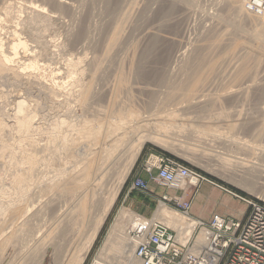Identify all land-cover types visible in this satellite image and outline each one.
<instances>
[{
	"label": "bare ground",
	"instance_id": "6f19581e",
	"mask_svg": "<svg viewBox=\"0 0 264 264\" xmlns=\"http://www.w3.org/2000/svg\"><path fill=\"white\" fill-rule=\"evenodd\" d=\"M249 1L250 0H226V4L224 5V8L223 9L220 8V9H222L223 11L227 10L230 17L227 18L226 15H225L226 17H224L223 13L221 14V12H218L215 15L220 19V22L218 23L221 24L222 22L223 23L222 26L230 23L229 26L232 25V29L234 27H236L237 30L240 29L241 23L240 22L236 23L238 21H235V19H237L238 16L239 18H241L240 16H242V14L243 15L245 13L248 14L249 11L251 13L253 12V10L248 9L249 10L248 11L247 8H245L246 3ZM254 1L255 2L257 1L259 3L261 0H254ZM154 5L157 6V12L155 13L157 15L155 16H156L157 22L159 21L158 28H160L162 25L164 26V22L169 15L171 16V14H174L175 12H178V11L184 12L183 13L184 15L182 14L184 17L181 18L182 19L181 22L185 23V21L188 20L187 17L190 16L191 11L193 10L192 0H0V34H4V35H1L3 36V38H0V44H8L7 55H6L7 57H5L2 54L0 55V75L6 72L8 77L12 79L13 81L19 82V83L22 82L23 84L27 85L25 86L26 89H32L31 85H34V84H32L30 79L33 80L34 78L32 77H35V76H32L33 74L31 75V73H29L30 70L27 71L30 75L28 73L27 75L24 72L22 73L21 71H19L20 65L19 63H17L18 65L14 63L15 61H19L25 66L29 64L35 65L37 62H41V60L46 62L47 60L46 58L52 57L55 54V50L52 48V44H63V45L67 44V45H72L71 47H79L80 45V46H83V48L84 47L89 48V49H92L93 51H96V50L103 51L102 48L105 47L104 46L105 44H108L107 46L109 48V46L114 42V40L115 42H117L116 40L119 39L121 36V34L119 35V32H121L120 30L121 27L127 25L130 22L132 23L135 17L138 18V16H144L145 11H152V8ZM261 10H264V9H261ZM256 14L258 15V13ZM174 15H178V14L175 13ZM96 16H98V19H99L98 21L96 20L97 18H95ZM215 16L212 15V16H209V18L214 19ZM9 17L16 19L15 24L12 23L13 25L12 24L9 25L7 23L6 20ZM263 18L264 17H261L257 21L258 27H259L258 29L260 31H264V21L262 20ZM94 19L96 22L94 21ZM169 20L171 19L169 18ZM135 21H137V19H135ZM142 23H144V21ZM133 24H134V21H133ZM134 26H137L139 28L138 25H134ZM140 28H139V31H140ZM221 28L222 27L220 28L216 27L215 29L216 31L214 32L215 36H213L214 35L213 33H210L209 36L210 37L213 36L211 37L212 41L214 43L218 42L222 48V45H223L222 42L226 41L225 39L226 37H224L225 35L223 34L227 35L226 32L229 31V27L227 29H222V30ZM240 30L243 31L242 29ZM156 32L153 34V36L156 35ZM260 33H263V32H260ZM260 33L259 35H261ZM56 34L58 35V37L59 35H61L60 37L62 39L60 41L58 40L59 42L57 41L58 37H56L57 36ZM254 35H253V38L248 36L249 39L250 38L252 40L254 39L256 40V43L260 42L259 44L260 45L262 44V46H260L262 49V50L260 49V52L261 51L262 52L258 55L259 59L257 58L258 59L257 64H259L263 60L262 58L264 56V45H263L264 42L263 43L261 42L264 40H262L263 37H261L262 38L261 39L257 34L255 36ZM207 36L205 39H203V41H206L209 38V36L208 37ZM232 39H233V36H232ZM212 41H210V43ZM157 42L158 41L156 40V43ZM147 43L148 44L140 43V45L142 46L136 48L137 50L138 48L140 49L136 51L134 55V61L132 64L133 66L130 68L131 73L129 72L130 75L127 78L128 82H126L128 83L126 84L127 85L126 93L129 95V97L130 96L132 97V95L134 96L136 94H138V96L139 94L140 95L143 94V95H147V98H149L148 104L146 105L144 109L145 110L144 114H141L138 116H132L127 119H123V118L119 119V115L115 113V108H114V104L118 102V100L115 96L116 94L113 93L115 92L113 91V88L110 89V87L105 83H100L101 84L100 87H98L99 83L96 85L97 83L96 73H98L97 71L99 70V64L103 62L102 57L104 56V55L98 56L99 53L97 52L99 51L93 53L94 56L92 55L93 57L91 56L90 59L87 57H84L77 61L80 63L82 61L84 63L85 61V62H88V64L90 65L93 64L91 65V68L93 67V69L90 73L88 72V75L85 74V71H83L84 69L82 71H79L80 73L75 69L79 73V75L78 73L77 75H74V76H70V74H67L59 78L61 80H65L68 77H70V79L68 78V82L70 83V85H72V87L70 88L72 90H69L70 94L68 93V95H71V96L69 97L67 96L65 99L63 98V100L57 99L59 95L57 94V92H55L56 90L54 91L51 88L48 89V86L45 88L44 87L45 85H41L40 87H38L39 88L38 91L44 93L45 96H47L51 105L58 104L65 108V111L61 115H59L57 119L53 122V124H50L48 128L49 129L48 131L52 135L55 136V137L52 136L53 140L55 139L54 141L55 143L51 142L50 144L48 142L46 143L44 142L45 144H41V147H40L41 151H43L45 155L47 154L46 155L47 162L45 166L48 165V168L44 170L37 168V165H38L37 161L40 158L37 155L36 151L34 152L32 150V146H35L36 140L30 137V132H31L30 126L31 124L35 123V119H34L35 115L30 116L29 121L25 119L26 115H22L23 117L15 116L16 124L14 128L17 129V131H20L19 133L23 134L22 135L23 138H20L19 140H16V138H14L13 142H10V140L9 141L5 140L4 137L1 136L2 132L7 127L3 123V121L0 120V159L4 161L3 158L5 157L4 156L5 153L7 154V152H9L10 158L9 160L7 158L8 162L5 159L6 161L5 164H7V166L5 168L3 165V167L5 168V172L7 168L9 169L8 172L10 176V182L6 190H8L9 192L7 193L8 194L7 197H9L10 201L12 200L11 204L13 203L12 205L9 204L6 206L2 204L4 201H1L0 199V204H2L0 205V215L1 214L7 215V216L11 215L10 217L11 219L18 220V221L19 220L21 221L22 218L24 220V218H27V217L29 219L30 216L26 217V215L31 214L29 213L31 212V207L34 206L35 204L37 205L36 201L38 200L42 201L43 204L42 202H40V204H42L41 206L43 207V209L44 208L45 210L47 209L46 212L49 213V216H50L49 219L47 218V220H50L49 224L47 223L48 221L46 222L43 220L44 223L45 222L47 223L46 224L47 229L45 230L44 238L42 239V241H44L45 244L46 242L50 244H49V247H47L48 246L47 244L44 250L42 247V251L44 253L42 251L37 252V253H40V254L43 253L46 255V257L51 258L52 264H60V262L61 261L63 262L66 257L69 258V261L71 264H83L84 263L89 251L91 250V247L94 241L97 238V235L102 225L104 224L106 220V217L108 216L110 212V209L112 208L118 196V193L122 187L123 182L125 181L127 175L133 168L144 146V141L147 138H151L154 141H157L160 143L162 142L167 143V141L164 139V138H167V136H165L164 134L165 132L164 131H163L164 133L161 132L163 128L158 132L159 129L157 130V127L161 128L164 125L163 121L166 120L164 117H168V118L170 117L167 114H166L167 116H164L163 115L164 113L159 112V111L165 110V113L171 111L170 113L172 114L174 113V114L186 115L188 116L189 119H193V121L195 122L194 124H191L193 125V127L197 126V128L199 127L200 129H202V130H196L199 136L204 137V135L205 136L207 135V138H208V135H209L211 137V140L214 139L218 143L226 147L233 146L236 149L238 148V150H240L238 155L230 154L227 156H221L220 158L224 160H232V162L234 163V166L232 167V169H233V174L235 176L230 175V178H228V180L232 181L234 184L241 185L242 187H244L245 189H247L248 191L252 193L258 192V190H256L253 184L256 182L255 181L256 177H261L262 173H264V144H262L261 146H258V144L253 145V143L250 141H247L245 139H242L243 141H239V139L236 138L237 136L235 135L239 131L244 130L245 128V126L243 125L244 124L243 121L240 122V116L243 110L241 111V110H237L238 108H235L236 110L234 109V117L231 120L224 122L227 129L230 130L229 132L221 131L218 129H212L210 127H206L203 125V123L206 121L214 120L213 119L214 115L212 114L215 111L214 109L215 106H220L225 101L233 102L232 100H235V95L239 93V91L241 90L240 88L241 86L237 89H234L233 87L232 88L228 87L227 89L226 88L219 89V91H216V92L215 91L214 92L205 91V93H199L197 95H193L190 93V84H191V81H190L189 83H187L188 85L186 84L182 92L183 99H180L179 102L177 101L174 102L175 98H173L174 99L173 102L171 101V98L170 100H166L168 99L169 96L164 100L163 95H164L165 90L167 89L168 91V89H170L169 92L171 94L172 89H171L170 81L171 80L173 81L172 78H177L178 73L176 72L175 69H172L171 67L172 65L168 64L170 65L171 68L166 69L165 67H163L162 70L160 69L161 74H159V72L157 73L159 74L157 79H155L156 78L155 76L157 75H154V74H153L154 75L153 78H150V79L147 78L148 75L149 76L150 74L152 75L153 71L152 73L148 74L149 72L148 69L150 68L147 64L148 62L147 63L145 62L150 60L149 58L152 56L151 54H153L152 51H154L153 48H156V45L154 47V45L150 44L149 41ZM223 43H225L223 47L226 48L227 51H229L230 42H228V44L227 42H223ZM28 44H35V45L37 44V45L36 46L31 45L30 47L28 46ZM187 44L179 45L178 48L173 53L172 58H177L176 62L177 60L180 59L179 61H181L184 59V57H186L185 54H187L186 53ZM249 44H250L249 40L244 41L243 46H241L242 52H246L248 48H250V50H248L246 54L248 52L251 53L253 51L252 45L251 44L249 45ZM202 45L203 44H201L200 46ZM213 45L210 44V46H213ZM21 46H23L22 48L24 49L25 47L28 49L29 54L28 55L26 54L27 56L25 57L21 56L22 55L20 53ZM107 46L105 48H107ZM206 46L207 45H205V47ZM214 46L217 47V45H214ZM217 48H219L220 50L219 46ZM203 49L204 48L199 49L198 55H196L197 57H195L196 63L200 62V58L204 59V57H206V53L210 52L208 50H211L210 47L209 49H207V51L204 49L206 52ZM123 50L124 49H122V51ZM221 54L222 55L224 54L227 57L229 53L227 52L226 54L225 53H221ZM238 54L229 55L230 58L227 57V62L229 61L230 66L232 64V67L234 69L233 71L231 69L232 73L230 72L227 80L230 78L231 74L235 75L236 73V69L238 68V65H237L238 61H236L235 59L237 58L240 59V54H239V57L237 56ZM245 55H243L242 59L246 58ZM249 55L251 56V54ZM236 56L237 58H235ZM246 56H248V54ZM197 58H198V61H197ZM203 59H201V61ZM31 60L32 62H30ZM232 61H235V63L233 64ZM194 62L195 60L192 63ZM220 63H223V62L220 61ZM201 64L202 63H200L197 66H200ZM73 65L75 64H73L72 62L70 66H73ZM77 66L80 67V65H77ZM77 66H74V67L78 68ZM71 69L74 70V68H71ZM71 69L68 71L72 72L73 70ZM194 69H195V66H194ZM226 69H225V72H226ZM256 69H259V68L256 67ZM79 70L81 69L79 68ZM87 70H89V68ZM221 70L223 71V68ZM157 71H159V69L155 71V74ZM72 73H74V71ZM218 74H221V73L218 72ZM35 78H37V76ZM143 79L146 81H143ZM214 80L215 79L212 80L211 85L214 84L217 86L218 85L221 86L222 81L223 80L225 81L226 78L224 79L218 78L215 81ZM35 81L36 80H34L33 83H37ZM179 81L180 80H177V83ZM28 82H31V84L29 85ZM174 82H175V79H174ZM251 82L253 81H249V83ZM66 83H67V80H66ZM40 84L42 83L40 82ZM172 86L174 85L172 84ZM245 86L247 87V85ZM259 86L261 87V85ZM245 89L243 88L242 90H245ZM173 92L175 93V90H173ZM176 92L178 91L176 90ZM252 92H255V91H252ZM261 92H262V95H264V82H263ZM243 93L245 94V92ZM165 97L166 95L164 96V98ZM140 98H143V97H140ZM69 100L70 101L74 100L75 103L77 102L78 106L81 107L80 108L81 111L83 110L82 115L81 113L80 114L78 113V115L75 114L74 112L75 109L74 107H72L71 105L72 102H70ZM18 101L22 102L20 100ZM234 102H237V101H234ZM104 103H106L107 105H113V108L111 109L113 110V112H111L106 106H104ZM142 104L143 103L141 102V104H138V105L142 106ZM260 106L264 110V106L261 104ZM166 108H170V110L168 111ZM141 111L143 110L141 109ZM84 118L88 119V121H85ZM109 118H113V119L109 120ZM220 121H223V120H220ZM240 123L241 124L243 123V124L241 125ZM188 124L190 125V123ZM263 129H264V126L262 127V132H264ZM137 138H142V139L137 140L136 146L131 147L130 146L131 143ZM24 141L27 142L26 145L22 144V143H25ZM172 141L173 140H171V143H173ZM168 142L170 141L168 140ZM177 145L181 146L183 150H185L184 153L186 154H191V152L192 154H194V152L197 151L196 145L191 142H187V141L179 142L178 141ZM63 147L67 150L71 149V154L70 155L64 154L65 150ZM53 153H55L56 156H54ZM121 160H124L123 164H121L120 162ZM3 195L4 193L2 192L0 197H4ZM40 204L38 203L39 206ZM41 211L40 213L43 212ZM120 215H122L121 217L123 218L128 217L132 220L127 223L123 231L120 230L119 224H116L114 226V228L111 230L108 236L106 243L103 246V250L101 251L99 257H96V260H97L96 262L98 264H111L110 261L105 258H108L109 252H112V251H115L116 254L119 256L118 264H138L133 257L134 246L132 245L131 240L127 235V229L130 226V223H132L133 220H135L139 215L135 214L132 211H128L126 209L123 210L120 213ZM33 216H31V218ZM35 216H36L35 220H37V215ZM4 218L7 220L6 216ZM193 218L194 217H192L191 215L181 214L177 211L172 210L167 205L161 204L157 208L156 213L154 214L153 218H150L149 220H155V221L158 220L159 222L164 223L165 225H168L174 228L181 227V228H192L193 229L195 226H197V220H198V219H193ZM32 221L34 220H31V222ZM39 221H42L41 218L39 219ZM13 222L14 223H11L12 230H10V234L5 235L6 238L0 241V257H1V253L3 252V250H10L11 252L13 251L16 252L15 251L16 241L20 240V238L26 233L25 231L29 229V228L25 229L26 228L25 222L22 224L18 222L17 227H13L17 223L15 221ZM40 223L41 222H39V224ZM42 224L43 223H41V225ZM28 227H30V225ZM121 229H122V226H121ZM35 238L33 240H35ZM31 243L29 242L28 244H23L22 247L25 246L24 250H26V247H30L29 248L30 252L36 249L34 246L33 247L29 246V244L32 245ZM11 252L10 254H13ZM32 255L38 256L37 254H33V253ZM24 257H27V256L25 255ZM23 259H24V262L22 263H26L25 258ZM36 259L37 260L35 262L37 264V261L38 262L40 261L38 260L37 257ZM66 263L69 264V262H65V264Z\"/></svg>",
	"mask_w": 264,
	"mask_h": 264
},
{
	"label": "rangeland",
	"instance_id": "374dc122",
	"mask_svg": "<svg viewBox=\"0 0 264 264\" xmlns=\"http://www.w3.org/2000/svg\"><path fill=\"white\" fill-rule=\"evenodd\" d=\"M256 2L254 0L253 1L250 0L249 2L246 3V7L244 6L245 8H247V10L248 9L253 10V12H254V13L252 12L253 14L248 10L250 12V13L248 12V14L250 16L246 13L245 14L248 16H246L245 14L244 15L242 14V16H240L241 18H239V16L238 17L235 16L238 19V20L235 19V21H238L236 23H239V22L241 23L240 29H242L243 31H241L240 29L237 30V28L234 27L235 24L233 26L234 27L233 29H232V25L229 26L230 23L227 24L229 27V31H228L229 33L226 32L227 35L223 34V35H225L224 37H226L225 38L226 41H223V42H227V44H228V42H230L229 43V47H230L229 51H227L226 48L223 47V45L225 43L222 42L223 45L221 48V45H219L218 42L214 43L212 41V38H211V37L215 36L214 32L216 31L215 30L216 27H218V28L222 27L221 30L228 28L227 25L222 26V24H223L222 22H221V24L218 23V22H220V19L217 16H215L218 12H221V14L223 13L224 17H226V16H227V18L230 17L227 10L226 11L222 10L224 8V5L226 4V0H192V4H193L192 9L193 10L191 11L190 16L187 17L188 20L185 21V23L181 22L182 21L181 18L184 17L183 16L184 12L178 11V12H175L178 15H174L175 13L171 14V16L169 15L164 22V26L162 25L160 28H158V25H159L158 22L159 21L157 22V19L155 16V15H157V14H155L157 12V6L154 5L153 8L154 7L155 8L154 9L152 8V11H145L144 16H138V18L140 17L139 19L137 17H135V19H137V21H135V19H133L134 24L132 21V23L130 22L127 25L121 27V29H120L121 32H119V35L121 34V36L119 39L116 40L117 42H115V40L113 43L111 42L112 44L110 43L111 45L109 46V48L107 46L108 44H105L104 46L105 47L107 46V48H105V47L102 48L103 51H100V50L93 51L92 49L85 48V47H84L85 48L84 49L83 46H80V45H79V47H71L72 45H67V44H64V45L63 44H52V48L55 50V54L52 57L46 58L47 59L46 62L41 60V62H37L35 65L29 64V65L25 66L22 63H20L19 61H15L14 63H16V64L19 63V65L21 66V67L19 66V71L27 74L28 73L27 71L30 70L29 73H31V75L33 74L32 76H35V77L37 76V78L31 76L32 78H34L33 80L30 79L32 84H34V85H31L32 89H26V87H25V86H27L26 84H23L22 82L19 83V82L13 81L12 79H10L8 77L6 72L4 74L0 75V120L3 121V123L7 127L2 132L1 136L4 137L5 140H8V141L10 140V142H13L14 138H16V140L23 138L22 137L23 134L19 133L20 131H17V129L14 128V126L16 124L15 123L16 122L15 116L23 117L22 115H26L25 119L27 121H29L30 116L35 115V117H34L35 123L31 124V126H30V131H31L30 137L34 138L36 140V144H35V146H32V150L34 152L36 151L37 155L40 158L37 161L38 162L37 168H40L43 170L48 168V165L45 166V164L47 162V156H46L47 154L45 155V153L43 151H41L40 147H41V144H45L46 142H48L50 144H51V142L55 143L54 142L55 139L53 140V137H52L54 135H52L48 131L49 130L48 128H49V125L53 124V122L57 119V117L65 111V108L61 105H58V104L51 105L47 96H45L44 93L38 91V89H39L38 87H40L41 85H45L44 86L45 88L48 86V89L51 88L54 91L56 90L55 92H57V94L59 95L57 97V99L63 100V98L65 99L67 96L68 97L71 96V95H68V93L70 94L69 90H72V89H70L72 87V85H70V83L68 82V78L70 79V77H68L65 80H61L59 78H61L64 75H67V74H70V76L77 75V73L79 71H82L83 69H84L83 71H85V74L88 75V72L90 73L93 69V67L91 68V65H93V64L90 65V64H88V62H85V61H84V63H83V61L81 63L77 62V61L81 58H84V57H87L90 59L91 56L93 55V53H95L97 51H99V52H97V53H99L98 56L104 55L103 57L105 59L102 57L103 62H101L99 64V70L97 71L98 73H96V75H97L96 85L99 83L98 87H100V85H101L100 83H105L110 87V89L113 88V91H115L113 93L116 94L115 96L118 100V102H116L114 104V108H115V113L117 115H119V119L120 118L127 119V118L132 117V116H138V115L144 114V112H145L144 109H145L146 105L148 104L149 98H147V95H143V94H141V95L139 94V96H138V94H136L134 96L132 95V97L131 96L129 97V95L126 93V88H127L126 84H128L126 82H128L127 78L129 77V75L131 73L130 68L133 66L132 64L134 61V55H135L136 51H138L140 49V48H138V50H137L136 48L142 46V45H140V43L141 44H148L147 42L149 41L150 44L154 45V47L156 45L157 49L153 48L154 51H152L153 54H151L153 57L151 56L152 58L150 57L149 58L150 60L145 62V63L148 62L147 64L150 68V69H148V71H149L148 74L152 73V71H153L152 75L151 74H150V76L148 75L149 77L147 76V78L150 79V78H153L154 75H157V76H155L156 77L155 79H157L159 74H161V70L163 69V67H165L166 69H170L172 67V69H175L176 72L178 73V77L172 78L173 81L172 80L170 81L171 89H172L171 94L169 92L170 89H168V91H167V89L165 90L164 95H163L164 100L169 96L168 99H166V100H170V98H171V101L173 102V100H174L173 98H175L174 102H176V101L179 102L180 99H183V97H182L183 93L182 92H183L186 84L189 83L190 81H191L190 93L193 95H197L199 93H205V91H207V92L208 91L209 92L215 91L216 92V91H219V89H224V88L227 89L228 87H230V88L233 87L234 89H237L241 86L240 87L241 90L239 91V93H237L235 95V100H232L233 102L225 101L220 106H215L214 107L215 111L212 114V115H214V118H213L214 120L206 121L203 123V125L206 127H210L212 129H218L221 131L229 132L230 130L227 129L224 122L231 120L234 117V109L238 108L237 110H241V111L243 110L241 113V116H240V122L243 121L244 124L243 123L242 124L245 126V128H244V130L239 131L235 135V136H237L236 138H238L239 141H243L242 139H245L247 141L252 142L253 145L258 144V146H261L262 144H264V135H262V134H264V132H262V127L264 126V110L260 106V104L264 106V104H263L264 103V95H262V92H261L263 82H264V77H263L264 76V74H263L264 73V70H263L264 69V56H263V58L261 57L263 59L261 61V63L257 64L258 59H259L258 55L262 52V51L260 52V49H261L260 46H262V44L260 45L259 44L260 42L256 43V40H254V39L253 40L251 38H250L251 40L249 39V37L253 38V35L257 34L260 38L263 37V39L262 38L261 39L264 40V31H260L258 29L259 27H258V23H257L259 18L264 17L263 16L264 10H261V9H264V0H261L259 3L258 2L256 3ZM254 4H256V5H254ZM258 6L260 9L258 8ZM262 6H263V8H262ZM220 8H222V9H220ZM218 9H220V10H218ZM225 12H226V14H225ZM256 13H258V15L259 14L260 15L258 16ZM212 15L215 16L214 19L209 18V16H212ZM176 16H178V17H176ZM255 16H257L258 19ZM216 17L218 18V20ZM95 18H97L96 19L97 21L99 20L98 16H96ZM169 18L171 20H169ZM11 19L13 20V22ZM177 19H179V20H177ZM15 20H16L15 18L9 17V18H7L6 21L9 25H11L12 23L15 24ZM150 20H152V21H150ZM262 20L264 21V18ZM94 21H95V19H94ZM143 21H144V23H142ZM166 21H167V23H166ZM232 21H233V19H232ZM235 21H234V23H235ZM152 22H154V23H152ZM216 23H218L219 25ZM177 24H179V25H177ZM231 24H233V23H231ZM134 25H138L139 28L141 27L140 31H139V28L137 26H134ZM144 26H145V28H144ZM147 26H148V28H147ZM132 27H134V28H132ZM154 27H155V29H154ZM153 29H154V31H153ZM234 29H236L237 31ZM233 30L236 32H234ZM258 31L263 32V33H260ZM155 32H156V35L153 36V34ZM210 33H213L214 35L211 34L213 36L210 37L209 36ZM259 33L261 35H259ZM1 35H4V34H0V36ZM207 35L209 36V38L206 41H203V39H205ZM231 35L233 36V39H232ZM235 35H236V37H235ZM60 36L61 35H59V37H58V35L56 36V37H58L57 41L58 40L60 41L62 39ZM229 37L232 39V41ZM0 38H3V36H1ZM149 38L152 41H150ZM126 39H127V41H126ZM156 40L158 41L157 43H156ZM248 40L250 41V44L252 45L253 51L251 50L252 51L251 53L248 52L247 53L248 56H246L247 55L246 52L248 50H250V48H248L246 50V52H242L241 46H243L244 41H248ZM210 41H212V42L210 43ZM258 41H260V40H258ZM261 42L263 43L264 41H261ZM181 44H187V46H186L187 47V50H186L187 54H185L186 57H184V59L181 60L182 62L179 61L180 59L177 60V62L179 61L177 64V62H176L177 58H172V57H173V53L175 52V50ZM201 44H203V45L200 46ZM210 44L211 45H213V44L217 45V47L219 46L220 50H222V51H220L219 48H217L214 45L210 46ZM31 45H35V44H28V46H30V47H31ZM66 45L69 47H67ZM205 45H207V46L205 47ZM7 47H8V44H0V55L2 54L5 57H7L6 56L7 55ZM22 47L23 46L20 47L21 49L19 48L20 53L22 54V55L21 54L20 55L25 57L29 54V52H28V49L26 47H25V49ZM209 47L211 50H208L210 52L206 53V57H204V59L200 58V62L196 63L195 57H197L196 55H198L199 49L204 48L207 51V49H209ZM249 47H251V46H249ZM105 49H107V50H105ZM122 49H124V50L122 51ZM223 49L225 50V52ZM78 50H79V52H78ZM104 50H105V52H104ZM226 51L229 53L227 56L229 58H230L229 55H232V54L234 55V54H238V53L240 54V59L237 58V56L239 57V54L235 57L237 59L234 58L236 61H238V63H237L238 68L236 69L235 75H232V74H231L232 76L230 75V78H229L230 80L229 79L227 80L228 75L230 74L231 69H232V71L234 69L232 67V64L230 66L229 61L227 62V57L224 54H223L224 56L221 54V53L226 54L227 53ZM230 51H231V53H230ZM133 52H134V54H133ZM118 53H119V55H118ZM241 54H243V55L246 54L245 55L246 58L242 59L243 55H241ZM249 54H251V56ZM232 58H233V56H232ZM171 59H173V60H171ZM201 59H203V60L201 61ZM194 60H195V62L192 63ZM228 60H230V59H228ZM71 61L75 65L70 66L72 64ZM197 61H198V58H197ZM220 61L223 63H220ZM30 62H32V60ZM232 62H233V64L235 63V61H232ZM200 63H202V64L200 66H197ZM219 63H220V65H219ZM225 63L226 64L229 63V64L226 65ZM168 64H170L172 66L170 67V65H168ZM194 64H196V65H194ZM256 64H257V66H256ZM77 65H80V67ZM152 65H154V66H152ZM221 65H222V67H221ZM74 66H77L78 68H75ZM194 66H195V69H194ZM155 67H157L159 69V71H157L156 74H155V71L158 69ZM256 67L259 69H256ZM71 68H74V70ZM79 68L81 70H79ZM88 68H89V70L90 69L91 70L90 71L87 70ZM222 68H223V71L221 70ZM253 68H255V69H253ZM70 69L73 70L75 74L72 73L73 71L69 72L68 70H70ZM225 69H226V72H225ZM158 72H159V74H157ZM218 72L221 74H218ZM223 72H224V74H223ZM254 72H256V73H254ZM79 73H78V75H79ZM256 74L257 75L259 74L258 75L259 77ZM116 77H117V79H116ZM179 77H180V79H179ZM181 78H182V80H181ZM218 78L219 79L226 78L227 82H226V80L225 81L223 80L224 82L222 81V83H221V86L223 88L220 85H218V86L214 85V84L211 85L212 80L213 79L216 80ZM174 79H175V82H174ZM176 79L180 80V81L177 83ZM34 80H36L35 82H37V83H33ZM66 80H67V83H66ZM103 80H105V81H103ZM143 81H146V80L143 79ZM249 81H253L254 83L251 82V83H253V84H251V83H249ZM31 82H28L29 85L31 84ZM40 82L42 84H40ZM64 82H65V84H64ZM239 82H241V83H239ZM256 82L258 83V85ZM176 83H177V85H176ZM179 83H181V84H179ZM225 83H227V84H225ZM172 84L174 86H172ZM224 84H225V86H224ZM245 85H247V87ZM259 85H261V87ZM175 87H176V89H175ZM248 87H250V88H248ZM254 87H256V88H254ZM243 88L244 89L247 88V89L242 90ZM173 90H175V93L173 92ZM176 90L178 92H176ZM251 90L255 91V92H252ZM257 91L258 92L260 91V92L258 93ZM243 92H245V94ZM241 93L244 95H242ZM62 94L64 97L62 96ZM246 94H248V95H246ZM260 94H261V96H260ZM165 95H166V97L164 98ZM140 97H143V98H140ZM236 98H237V100H236ZM18 100H20L22 102H19ZM46 101H47V103H46ZM171 101H169V102H171ZM234 101H237V102H234ZM70 102H72L71 105L75 109V111H74L75 114L78 115V113L79 114L81 113V115H82L83 110L81 111V109H80L81 107L78 106L77 102L75 103L74 100H71ZM132 102H133V104H132ZM141 102L143 103L142 106L138 105V104H141ZM73 103H74V105H73ZM241 103H242V105H241ZM238 105H239V107H238ZM104 106H106L111 112H113V110H111L113 108V105H107L106 103H104ZM141 109L143 111H141ZM166 109L168 111L170 110V108H166ZM159 112L164 113L163 114L164 116L169 115V117H170V118L164 117L166 119V120L164 119L165 121H163L164 125L161 128L157 127V130L159 129L158 132L162 128L164 129V130L162 129L161 132L162 133L165 132L164 134H165V136H167V138H164V139L167 141V143L166 142L160 143V142L154 141L151 138H147L144 141V146H143L133 168L131 169V171L127 175L125 181L123 182L122 187L118 193V196H117L112 208L110 209V212H109L108 216L106 217V220H105L104 224L102 225V227H101V229L97 235V238L94 241V243L91 247V250L89 251V253H88L83 264H91L95 257H99L101 251L103 250V246L108 239V236H109L111 230L114 228V226L116 224H119L120 230L123 231L125 226L127 225V223L132 220L128 217L127 218L121 217L122 215H120V213L123 210L126 209L128 211L134 212L137 215H140L142 217L150 219L154 216L157 208L160 205L159 204V198H161L164 195L182 196L181 191H177L176 189L174 190V189H171L167 186L161 185L160 183L155 181L148 173L143 171L142 166H143L144 162L146 161V159L148 158L149 153H151V150H157L158 151L157 153H162V154H165L166 156H169V157H172L176 160L184 162L185 164L189 165L190 167L198 170L206 178L205 180H203V182L200 184V186L197 189H195L192 193H189L187 195V198L191 202L189 212H190V215L192 217H194L193 219H204V220L208 221L215 213H219V214H223V215H232V216H235L237 218H243V216L247 213V211L251 207V201H255V202L260 201V202L264 203V173H262L261 177H256V179H255L256 182L253 184L254 187L256 188V190H258L257 193H252V192L248 191L247 189H245L244 187H242L241 185L234 184L232 181L228 180V178H230V175H234L233 169H232V167L234 166V163L232 162V160H224V159H220V158H221V156H227L230 154L238 155V153L240 151V150H238V148L236 149L233 146L232 147H230V146L226 147V146L218 143L214 139L211 140V137L209 135H208V138H207V135L206 136L204 135V137L199 136L198 133L196 132V130H202V129H200L199 127L197 128V126L193 127V125H191V124H194L195 122L193 121V119H189L188 116H186V115L174 114V113L172 114V113H170L171 111L165 113V110H162ZM168 113H170V114H168ZM145 114H147V113H145ZM222 117H223V119H222ZM112 119L113 118H109V120H112ZM84 120L88 121V119H85V118H84ZM220 120H223V121H220ZM189 121H191V122H189ZM188 123H190V125ZM140 139H142V138L135 139L131 143L130 146L131 147L136 146L137 140H140ZM168 140L170 142H168ZM171 140H173L172 141L173 143H171ZM178 141L179 142L180 141H184V142L187 141V142H191V143L195 144L197 151L194 152V154H192V152H191V154L184 153L185 150H183V148L181 146L177 145ZM22 144L26 145L27 142L22 143ZM198 144H199V146H198ZM233 148L236 150H234ZM64 150H65L64 154H67V155L71 154V149L67 150L64 148ZM236 152H237V154H236ZM202 153H204V154H202ZM213 154H214V156H213ZM53 155L56 156L55 153H53ZM4 156H5L3 158L4 161L2 159H0V160H2V161H0V195L3 192L4 197H0V199H1V201H4L2 204L7 206V205L11 204V202H12V200L10 201L9 197H7V195H8L7 193H9V192H8V190H6V188L9 186L8 184L10 182V176H9V172H8L9 169L8 168L6 169V172H5V168L7 166V164H5V162H6L5 159L7 160V158H8V160H9V158H10L9 152H7V154L5 153ZM8 160H7V162H8ZM120 162H121V164H123L124 160H121ZM3 165L5 168L3 167ZM138 175L140 177H142L143 179H145L147 181L148 185L150 186V188L153 190V193L151 195H148L145 192L140 191V190H136V189L131 190V181L133 180L134 177H136ZM127 194H129V195H128L127 199L125 200V197ZM36 202H37V205L35 204ZM36 202L34 203L36 206L35 205L32 206L31 212H29L32 215L31 214L26 215V217L30 216L29 217L30 220L27 217V218H24V220L22 218L23 221L22 220L18 221V220L11 219L10 218L11 215H9V216L4 215V214L0 215V241L2 239L6 238L5 235L10 234V230H12L11 229V223H14L13 221L17 222L16 225H14L13 227H17L18 222L20 224L25 222V227H26L25 229H28V228L30 229V230L28 229L25 231L26 233L20 238V240L16 241V244L14 243L16 252H14V251L11 252L10 250H3V252L1 253V257H0V264H32L37 260L36 257L40 261V262L37 261V264L38 263L39 264H52V262H51L52 259L46 257V255L43 254L44 252L42 251V247L44 250L45 246H47V244H48L47 247H49V244H50L47 242L45 244V242L42 241V239L44 238L45 230L47 229L46 224L50 223L49 222L50 220H47V218L49 219L50 216H49V213L46 212L47 209L45 210V208L43 209V207L41 206L43 204V202L39 201V200ZM40 202H42V204H40ZM38 203L40 204L41 207L38 205ZM2 204H0V205H2ZM167 206L170 207L174 211H177L181 214H184V212L179 207H176L173 205H167ZM40 208L43 212L40 210ZM32 209H34V210H32ZM39 210L42 213H40ZM33 214H34V216H33ZM35 215H37V220H35V218H36ZM5 216H6L7 220L4 218ZM31 216H33V217L31 218ZM39 217L41 218L42 221L44 220V221H46V222L48 221V222L44 223V221L43 222L39 221V219H40ZM9 219H11L12 221ZM31 220H34V221L31 222ZM26 221H28V222H26ZM35 221H36V223H35ZM37 221H39L43 224L41 225V223L39 224V222H37ZM29 225H30V227H28ZM121 226H122V229H121ZM40 228H42V229H40ZM39 234H41V235H39ZM34 238H35V240H33ZM10 239H11V237H10ZM37 240H39V241L41 240V241L39 242ZM23 241L26 243H24ZM34 241H35V243H34ZM27 242L28 243L32 242L31 243L32 245L29 244V246H31V247L34 246L36 249L32 250L31 252L33 254H37L38 256L32 255V253L29 251L30 247H26V250H24L25 246L22 247V245L28 244ZM38 242H39V244H38ZM19 246H21V247H19ZM9 251L13 254H10ZM24 251H25V253H24ZM40 251H42L43 253L42 254L37 253ZM28 253H30V254H28ZM27 254L30 256L31 259L29 258V256ZM20 255H21V257H20ZM25 255L27 257H24ZM33 256H34V258H33ZM23 258H25L26 263H22V262H24ZM28 258H29V260H28ZM67 258L68 257L65 258L66 261L64 259V261L63 262L61 261V262L63 264H65V262H69V264H71L69 261V258L68 259ZM105 259H108L111 264H116V263L118 264V262H119V260H118L119 256L116 254L115 251L109 252L108 258H105ZM15 262H17V263H15ZM61 262H60V264H62ZM34 264H36V262ZM66 264H68V263H66Z\"/></svg>",
	"mask_w": 264,
	"mask_h": 264
},
{
	"label": "built area",
	"instance_id": "2783aa9c",
	"mask_svg": "<svg viewBox=\"0 0 264 264\" xmlns=\"http://www.w3.org/2000/svg\"><path fill=\"white\" fill-rule=\"evenodd\" d=\"M142 169L161 185L182 192V196H162L160 205H173L190 215L187 195L206 179L204 175L157 152L149 153ZM133 189L153 193L139 175L131 181ZM127 235L138 264H264V203L251 201L243 218L215 213L208 221L198 219L193 229L170 227L139 215ZM96 261L95 257L91 264Z\"/></svg>",
	"mask_w": 264,
	"mask_h": 264
},
{
	"label": "crops",
	"instance_id": "0c3cea01",
	"mask_svg": "<svg viewBox=\"0 0 264 264\" xmlns=\"http://www.w3.org/2000/svg\"><path fill=\"white\" fill-rule=\"evenodd\" d=\"M151 152H158L157 150H151ZM129 194L126 195L125 200L127 199ZM196 214V213H195Z\"/></svg>",
	"mask_w": 264,
	"mask_h": 264
}]
</instances>
